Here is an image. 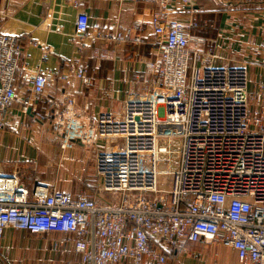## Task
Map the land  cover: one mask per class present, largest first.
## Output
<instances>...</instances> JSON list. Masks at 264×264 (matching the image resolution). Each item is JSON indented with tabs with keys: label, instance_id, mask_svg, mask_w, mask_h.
I'll list each match as a JSON object with an SVG mask.
<instances>
[{
	"label": "built area",
	"instance_id": "1",
	"mask_svg": "<svg viewBox=\"0 0 264 264\" xmlns=\"http://www.w3.org/2000/svg\"><path fill=\"white\" fill-rule=\"evenodd\" d=\"M65 1L78 9L73 39L116 44L142 29L90 27L81 7L90 0ZM98 1L151 6L156 56L144 61L151 89L128 97L120 114L101 111L86 129L77 123L72 98L54 104L52 130L61 146L73 135L84 143L107 141L94 159L100 193L40 183L30 190L16 175L0 174V251L5 229L13 227L57 232L50 248L60 255L71 251L77 264H169L170 253L186 242H217L234 249L238 264H264V47L254 76L250 61L206 64L213 54L203 49L204 37L191 32L197 22L190 19L189 27L175 17L194 11L195 0ZM42 50L45 57L48 48ZM22 53L17 35L0 32V126L17 98V80L31 82L39 97L53 79L50 72L21 67ZM114 53L107 46L94 50L105 59ZM73 74L91 84L85 63L76 60ZM164 139L178 140L175 165Z\"/></svg>",
	"mask_w": 264,
	"mask_h": 264
},
{
	"label": "crops",
	"instance_id": "2",
	"mask_svg": "<svg viewBox=\"0 0 264 264\" xmlns=\"http://www.w3.org/2000/svg\"><path fill=\"white\" fill-rule=\"evenodd\" d=\"M81 7L89 15L90 27H106L109 33L115 23L138 24L142 29L116 44L108 40L94 44L87 37L73 39L78 9L65 0H0V32L19 37L23 47L21 67L53 75L51 84L39 97H35L31 82L17 80V98L4 112V124L0 126V174L16 175L30 190L40 183L83 191L71 181L92 182L95 155L107 146L105 139L84 143L75 135L66 146H61L62 137L52 130L55 103L65 97L72 98L77 123L80 129H86L101 111L120 114L128 97L151 89L145 83L150 73L144 64L156 56L151 40V6L132 1L90 0L83 1ZM194 8V11L177 12L175 17L187 25L190 19L197 22L190 30L204 37L203 49H210L213 54L206 64L238 65L250 61L254 76V61L250 57L258 58L262 52L259 47L264 42V0H195ZM209 38L213 41L210 45ZM43 46L48 48L45 57ZM105 46L113 48L114 58L94 55L95 47ZM76 60L88 65L90 85L85 86L74 76ZM23 105L30 111H23ZM15 120L18 126L12 124ZM85 190L96 195L89 188ZM57 236V232L35 234L8 227L1 242L0 260L4 264H77V256L71 251L60 255L50 248L51 239ZM211 243L220 244L186 242L183 248L169 255V264H201L197 251ZM23 248L30 252L23 259L17 258L16 252ZM186 248L196 251L195 254L184 253ZM225 251L230 264H238L234 249L225 246Z\"/></svg>",
	"mask_w": 264,
	"mask_h": 264
},
{
	"label": "rangeland",
	"instance_id": "3",
	"mask_svg": "<svg viewBox=\"0 0 264 264\" xmlns=\"http://www.w3.org/2000/svg\"><path fill=\"white\" fill-rule=\"evenodd\" d=\"M210 27L213 28V26L209 25ZM208 26V27H209ZM207 27V28H208ZM202 32L204 33V29L202 30ZM209 42L208 45H210L213 41H212V38H209L208 39ZM264 47V42L260 45L259 49L263 48ZM260 49V50H261ZM257 56H251L250 58L253 60V61H256V58ZM163 145L166 146L167 148H169L171 150V155H172V159H173V165L176 164L177 160H178V140L177 139H164L163 140ZM91 176L94 177V180L92 182H85L80 184V181H71V183H75L76 185L78 184V190H83V191H86L85 189L89 188L91 190L94 191H97L100 193V189H99V183H98V180H97V177L96 175L93 173ZM94 186V187H93ZM94 188V189H92ZM101 196H102V199L103 197L106 198L107 200H112V195L108 194V193H101ZM30 251L26 250L23 248L22 249H18V251L16 252V254L18 255L17 258H20V259H23L24 255H26L27 253H29ZM196 251L193 252V250H190L189 248H186L184 250V253L186 254H192L194 255ZM34 253V252H33ZM197 253L200 254V259L199 262L201 264H230V259L228 257H226V251H225V246H222L220 244H216V243H211L210 245H208L205 249L201 250L200 252L197 251ZM22 255V257H21ZM27 256V255H26ZM37 258H40V253L38 254V257ZM36 258V259H37ZM192 259H194L193 257H191ZM195 260V259H194ZM197 261V260H195Z\"/></svg>",
	"mask_w": 264,
	"mask_h": 264
},
{
	"label": "water",
	"instance_id": "4",
	"mask_svg": "<svg viewBox=\"0 0 264 264\" xmlns=\"http://www.w3.org/2000/svg\"><path fill=\"white\" fill-rule=\"evenodd\" d=\"M26 111H27V112H29V111H30V109H28V108H27V110H26Z\"/></svg>",
	"mask_w": 264,
	"mask_h": 264
},
{
	"label": "trees",
	"instance_id": "5",
	"mask_svg": "<svg viewBox=\"0 0 264 264\" xmlns=\"http://www.w3.org/2000/svg\"><path fill=\"white\" fill-rule=\"evenodd\" d=\"M171 254V253H170Z\"/></svg>",
	"mask_w": 264,
	"mask_h": 264
}]
</instances>
